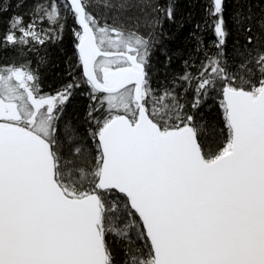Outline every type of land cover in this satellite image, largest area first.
<instances>
[{
    "label": "snow or ice",
    "instance_id": "6c2138e0",
    "mask_svg": "<svg viewBox=\"0 0 264 264\" xmlns=\"http://www.w3.org/2000/svg\"><path fill=\"white\" fill-rule=\"evenodd\" d=\"M90 7L87 0L38 3L30 23L10 18L0 39L31 51V44L62 39L71 13L84 83L98 101L87 113L95 168L77 166L62 156L59 119L81 85L44 95L30 62L0 66V264H115L105 234L127 238L121 213L138 214L148 248L128 264H264V51L252 56L245 48L240 55L250 58L227 70L223 0H214L217 52L205 54L198 75L179 77L189 87L196 80L193 109L218 86L223 96L227 143L205 151L175 94L180 85L159 95L151 87L154 38L126 34ZM101 7L126 13L140 5ZM165 16L174 20L171 5ZM45 20L49 29H37ZM152 23L162 27L159 19ZM65 142L73 156L83 155L71 130ZM114 190L120 200L108 199Z\"/></svg>",
    "mask_w": 264,
    "mask_h": 264
},
{
    "label": "trees",
    "instance_id": "16d2710c",
    "mask_svg": "<svg viewBox=\"0 0 264 264\" xmlns=\"http://www.w3.org/2000/svg\"><path fill=\"white\" fill-rule=\"evenodd\" d=\"M49 2L50 0H0V39L8 30L10 18L22 16L24 24L27 25L35 6ZM87 2L91 5L89 10L93 14L107 17L109 24L115 20L114 26L126 34L138 32L140 35H151L154 38L148 71L155 94L159 95L164 88L171 89L173 82L180 85L175 89V94L179 103L184 105V113L193 116L198 127V140L204 150L218 152L226 146L228 128L219 86L206 97L202 95L200 104L193 109L191 105L195 99L196 80H192L190 87L179 80L185 72L192 76L198 75L205 54L213 55L217 52L214 47V17L211 14L214 1L136 0L140 7L126 13L111 7H101L104 3L112 5L117 0ZM169 5L174 15V20L171 21L165 16ZM238 15L243 17L242 23L239 24L236 22ZM153 19H159L162 27H155ZM223 19L228 32L223 49L224 59L229 66L227 70L231 72L242 59L250 58L247 53L243 57L240 55L245 48L250 50L252 56L264 51V0H224ZM43 23H46V20ZM62 23V39L51 44L45 43L43 46L31 44V51L28 48L5 47L0 43V66L30 62L31 69L38 72L40 87L44 92L52 93L62 90L70 83L76 84L73 77L80 80L83 77L73 30L79 31L80 28L74 23L71 13L67 14V19ZM249 27L251 31H245ZM248 36L253 37L251 44L247 43ZM87 87L73 89L71 98L63 106V120L59 128L64 159L74 161L77 166L94 169L96 141L88 135V130H94V126L87 118L90 105L89 98L85 96L90 90ZM185 88H188L186 92ZM69 130L75 133V140L84 149L82 156H73L71 146L65 142V135ZM122 197L123 194L114 190L108 199L120 200ZM118 223L120 227L127 228V238L109 231L105 234V242L112 252L115 264H128L130 256L148 252L145 238L139 235L142 222L138 214L127 216L121 213L118 214Z\"/></svg>",
    "mask_w": 264,
    "mask_h": 264
},
{
    "label": "flooded vegetation",
    "instance_id": "af4514ba",
    "mask_svg": "<svg viewBox=\"0 0 264 264\" xmlns=\"http://www.w3.org/2000/svg\"><path fill=\"white\" fill-rule=\"evenodd\" d=\"M64 35V33H62V36ZM115 38V37H114ZM60 39H57L56 41H59ZM55 41V42H56ZM127 54H133L132 52H128ZM82 77L83 78H81V80L80 79H77V77L76 78H74L73 77V81L74 82H76V83H79L81 86L80 87H78V88H82V87H86V86H88L86 83H84V72H83V68H82ZM86 85V86H85ZM89 87V89H90V86H88ZM87 87V88H88ZM22 91H23V89H22ZM41 91H42V89H41ZM90 91H91V89L89 90V92H87L86 93V95L85 96H87L88 98H89V93H90ZM57 92H59V91H55V92H52V93H49V92H44V91H42V94H44V95H52V96H55L56 95V93ZM102 95H104L103 93H98L97 94V96L98 97H100V96H102ZM89 100H90V98H89ZM98 103V101L97 102H93V101H91L90 100V104H92L94 107L96 106V104ZM63 112L62 113H60V119H59V126H60V124H61V121L63 120Z\"/></svg>",
    "mask_w": 264,
    "mask_h": 264
},
{
    "label": "rangeland",
    "instance_id": "374dc122",
    "mask_svg": "<svg viewBox=\"0 0 264 264\" xmlns=\"http://www.w3.org/2000/svg\"><path fill=\"white\" fill-rule=\"evenodd\" d=\"M37 29H44V30H48L49 29V24H48V22L46 21V23H38L37 24ZM17 34H19V33H17ZM113 35H115V34H113Z\"/></svg>",
    "mask_w": 264,
    "mask_h": 264
},
{
    "label": "bare ground",
    "instance_id": "6f19581e",
    "mask_svg": "<svg viewBox=\"0 0 264 264\" xmlns=\"http://www.w3.org/2000/svg\"><path fill=\"white\" fill-rule=\"evenodd\" d=\"M62 33H64V30L62 31ZM55 41H56V40H55ZM47 43L51 44V43H55V42H47Z\"/></svg>",
    "mask_w": 264,
    "mask_h": 264
},
{
    "label": "water",
    "instance_id": "95a60500",
    "mask_svg": "<svg viewBox=\"0 0 264 264\" xmlns=\"http://www.w3.org/2000/svg\"><path fill=\"white\" fill-rule=\"evenodd\" d=\"M214 1V0H213ZM223 3H224V0H223ZM198 138V137H197ZM118 192V190H116Z\"/></svg>",
    "mask_w": 264,
    "mask_h": 264
}]
</instances>
